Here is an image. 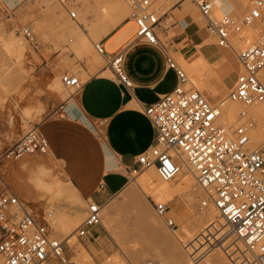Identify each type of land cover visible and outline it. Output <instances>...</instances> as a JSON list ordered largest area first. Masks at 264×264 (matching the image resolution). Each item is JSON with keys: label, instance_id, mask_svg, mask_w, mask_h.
Returning <instances> with one entry per match:
<instances>
[{"label": "built area", "instance_id": "1", "mask_svg": "<svg viewBox=\"0 0 264 264\" xmlns=\"http://www.w3.org/2000/svg\"><path fill=\"white\" fill-rule=\"evenodd\" d=\"M133 33L121 47L109 52L104 43L94 44L96 53L104 57L116 80L131 86L123 71V53L138 40L150 45L161 41V12L156 0H125ZM203 20L216 45L230 48L239 71L225 98L214 101L208 94L190 87L184 70L172 54L166 63L176 72L178 83L169 93L144 108L155 130V144L138 156V169L154 167L158 178L171 181L185 166L193 175L203 199L201 208L212 206L224 219L228 232L244 245L255 264H264V111L252 114L249 108L264 102V29L245 47L235 46L234 37L264 16V0H240L245 9H215L214 0H190ZM75 12L69 16L75 18ZM15 31L29 41L33 49L39 43L27 25ZM61 82L67 89H78L77 73L65 72ZM189 85V86H188ZM226 100L238 105L236 119L226 124L222 106ZM256 127L263 129L261 138L252 140ZM255 143L257 145L255 146ZM48 144L37 127L13 141L1 154L7 163L26 154L46 153ZM158 216L169 227H176L167 217V202H154ZM102 207L87 201L85 215L75 230L82 237L87 229L101 223ZM51 211L28 208L13 189L0 179V264H83L66 255L65 239L54 241L50 224ZM199 257V256H198ZM196 257L195 259L197 260ZM198 261V260H197ZM132 264V263H126Z\"/></svg>", "mask_w": 264, "mask_h": 264}, {"label": "crops", "instance_id": "2", "mask_svg": "<svg viewBox=\"0 0 264 264\" xmlns=\"http://www.w3.org/2000/svg\"><path fill=\"white\" fill-rule=\"evenodd\" d=\"M97 1L106 5L118 2ZM224 1V9H245L240 0ZM126 22L127 17L112 26L106 35H112ZM160 25L164 41L161 40L158 45H150L138 40L123 53V71L131 86L126 87L117 81L109 67L94 62L93 58H81L82 76H86L81 86L65 99L56 114L37 126L48 144L46 157L57 167L62 178V187L66 188L52 205L60 211L70 213L74 209L82 214L85 213L87 201L98 203L102 209L106 204L109 206L105 215L101 211V223L88 228L84 236H75L72 242L66 238V255L75 258L84 249L83 252L91 259L86 264H109L112 260V264H161L169 261L168 253L176 255L171 243L166 245L165 241L162 242L165 234L158 228L160 225H154V222L140 214L142 211L146 215L151 212L145 203L139 206L132 204L133 202L121 203L115 199L117 195L124 194L130 180L129 171L140 168L138 156L147 153L156 141L155 130L144 112L145 106L171 92L178 83L176 72L166 63V55H174L179 64L191 63L202 56L203 72L206 71L207 74H193L198 81L201 77L200 85L204 87L206 83L207 87L216 91L230 89L239 71L234 52L211 41L203 20L190 0H176L172 3L165 10ZM77 49L78 47L75 50ZM202 78L206 80L205 83ZM203 90L207 93L206 86ZM16 192L19 198L28 197L34 203L50 205L49 201L46 203L41 199L40 192L28 183L27 177L18 182ZM65 192H69V196H78L77 200H71V196ZM187 195L192 201L198 197L190 196V190ZM130 204L135 210L138 209L135 213L138 215H135L138 228L135 230L136 239L131 236L136 243L128 247L126 244L130 237H127L128 230L121 224L123 219L119 211L131 207ZM46 206L41 207L47 209ZM139 215H143L142 219ZM102 219H106L108 229ZM148 223L157 228L155 238L159 239L151 244L143 239L145 231H139L142 226V229L149 226ZM129 232H134L133 227H130ZM70 246L74 248L71 249ZM178 261L179 264H184L181 259ZM213 264L222 262L214 261Z\"/></svg>", "mask_w": 264, "mask_h": 264}, {"label": "rangeland", "instance_id": "3", "mask_svg": "<svg viewBox=\"0 0 264 264\" xmlns=\"http://www.w3.org/2000/svg\"><path fill=\"white\" fill-rule=\"evenodd\" d=\"M175 1L176 0H156L155 5L161 7V12H164ZM217 1L218 0H215L216 5ZM14 2L15 0H0V35L2 36V38H9L12 33L16 34L24 41L26 52L25 56L22 57V62L16 60L15 57H12L9 60V62L11 63V68L0 79V103H2V105H0V156L13 141L26 134L27 131H29L31 128L37 127L46 118H49L52 115L56 114L57 111L61 108V105L63 104L65 99L72 95L75 89H66L61 82V75L63 73L68 72L74 74L78 72V74H81L79 75L80 81L83 82L86 76H82L83 69L80 66V64H82L83 62L82 59L93 58L94 62H98L100 65H105L104 57L96 53V51L94 50L95 43H104L105 49L107 48V51L112 52L121 47V45L126 40H128L129 37H131V34L134 31L132 27V32L127 39L124 37L125 40H122L124 39L122 38L119 41H116V43L114 42L112 44L111 40L120 33L119 30H122V28L119 27L112 35H106L112 26L128 16L129 7L125 0H123V4L125 5L124 12L125 14H127L123 15V12L118 13V19H112V16L110 17L111 12L113 11V14L115 12V6L113 7V9L112 3H115L116 1L110 3V5H106L102 2L100 3L97 0H16V2ZM221 5H223V2L221 3ZM126 6L128 7V10L125 9ZM192 6L194 7L193 4ZM215 8H217V6H215ZM70 11H74L76 13L75 18H71L69 16ZM262 22L264 23V16L262 21H258L256 24L251 25L250 27L243 28L242 31L234 37L235 39L241 36L243 40V44L237 45L239 46V48L245 47L253 40H255V38L260 33V30L264 29V25L262 24ZM77 23H80V28L88 35L90 39V41H88L85 38V41L88 42L84 43V45L81 46V49L79 50L71 48L72 42L70 41H74L76 37H78L77 35L80 34V31L76 26ZM35 24L38 25V31H40L39 33L43 37H41L34 29ZM168 24L169 23L167 22L166 25ZM18 25H27L30 27L39 43L37 49H33L29 41L26 40L19 32L15 31V27H17ZM251 31L253 32L252 34ZM117 32L119 33L117 34ZM245 37H247L248 39L246 40ZM42 39H46V41H43ZM164 39V37H161L162 41H164ZM211 41L213 42L212 38ZM235 42L236 40L233 42L234 45H236ZM64 55H68L69 57L67 59L69 60L67 64H65L66 61L64 59ZM7 62L8 60L5 59L0 52V66ZM179 66L183 69L181 65ZM196 85L199 86L198 83H196ZM200 87H202L200 89H204L202 85ZM208 90L207 93L204 90H202V92L208 94L214 101H216L225 98L229 91V88L223 92L218 90L216 91L212 87H209ZM38 161L40 162L42 167L46 168V170L50 172V177L53 176L52 179L50 178L51 180H62V178L59 176L57 167L51 161H49V159L46 157V153L26 154L20 159L8 161L7 163L0 160V179L6 182L17 195L16 187L18 185V182L20 180H25L27 177V173L24 170L25 167L31 168L33 166L34 168H37L38 166L35 165V162ZM146 169H143L138 174H133V176L130 177L127 187L124 190V194L116 196L115 199L117 201L126 203L133 202L137 196L143 198L139 189L135 187L133 182L134 179L137 178ZM183 171L173 180L167 181L170 187L175 188L181 182L180 180H182L185 174L191 173L187 169H184ZM24 173L26 174L24 175ZM155 175L158 178L156 172ZM195 186L196 183L195 181H193L191 187ZM187 192L188 190L186 189L178 190L170 198V201L167 202L168 210L166 216L173 220L176 225V227L174 228L169 227L162 219V222H160L161 220L158 218V215L154 209V202L159 203L165 201L154 200L151 196L144 198L146 200L144 201L145 204L149 207L152 213L146 215V218L149 219L151 217L150 221L153 223L155 222V220L152 219H155L154 217L156 216V218L159 219L160 222V226L158 228H160L164 232L165 239L168 238L166 239V242L170 239L169 241L172 244L173 250L175 252L177 251L175 248L180 246L178 247L179 251H177L179 252V254L177 252L176 255L168 253L169 261H163L161 264H179L178 260L180 259L184 262V264H213L214 261L219 263L222 262V264H255L253 255L250 252L244 250V245L241 243V241L237 240L235 235H231V233L228 232V229H226L228 233H225L224 231L222 232L214 230V236H208L211 237L210 243L207 241H203L201 244L196 245V248H193L194 250L190 247L191 241L195 240L194 232H197L196 229L198 230L201 227L197 225L199 224L197 221H195V223H192L194 221L193 218H195V215L197 214L196 211L200 212L204 208H201L200 206V202L203 199V196L198 195L197 200L192 201L189 199V197H187ZM40 197L46 203L49 201V195L47 194H41ZM20 199L24 201L28 208H32L34 211L40 212L42 209L41 206H46V204H41L39 202L34 203L28 197ZM46 208L48 209L49 206H46ZM133 209L134 207L131 206L119 211L122 214L121 217L123 219V222H121V224L124 225L125 229L128 230L127 237H130V240L127 241L126 244V246L128 247L136 243L135 241H132V238L136 239L137 236L135 231V209ZM57 212L59 213L61 211L57 210ZM216 212L217 211L214 208L211 209V214L217 216L218 214ZM83 218L84 213L81 216L79 223L83 220ZM190 219H192L193 221H191ZM188 225H192L191 227H195L196 229H193L192 231V228H190V226L188 227ZM130 227H133L134 229V232L132 234H130L129 232ZM151 227L153 226H145L143 229L141 228L140 231L144 233V231H148L147 229H150ZM76 228L77 227L73 228V230L70 232L71 235H75ZM155 229V232L157 234V228L155 227ZM51 233L54 238V234L52 231ZM145 234L143 239L148 244L159 240L155 238L154 235L151 236ZM214 237L216 238L214 239ZM175 239L176 241L178 240L177 242L180 245H177ZM65 240L66 241L64 242V244L68 246L67 239L65 238ZM236 242H238L241 249L235 247ZM70 248L72 249L74 247L70 246ZM229 248H231L232 252L227 253L228 250L230 251ZM236 250L239 251L235 252ZM241 250L244 252H242ZM185 252L187 253V256L185 255ZM245 253L246 256L244 257ZM188 254L190 255V257ZM248 254H250V256ZM196 257H198V261L195 259ZM81 263L86 264L85 260Z\"/></svg>", "mask_w": 264, "mask_h": 264}, {"label": "bare ground", "instance_id": "4", "mask_svg": "<svg viewBox=\"0 0 264 264\" xmlns=\"http://www.w3.org/2000/svg\"><path fill=\"white\" fill-rule=\"evenodd\" d=\"M218 1H219V3H218ZM217 1V5H216V2H215V0H214V5L215 6H217V8H215L218 12H221L223 9H224V7H225V5H226V3H225V1L224 0H218ZM223 2V5H221V3ZM15 3V2H14ZM110 5V4H109ZM113 5V6H112ZM112 8L115 6V12H114V14L112 13L113 11L112 10H110V11H112L111 12V15H110V17L112 16V19H114V18H117L118 19V17H117V14L118 13H121V11H122V9H124V4H123V0H118V2H115V3H112ZM162 6H164V5H162ZM110 7V6H109ZM128 7L126 6V10H128L127 9ZM161 8V7H160ZM111 9V8H110ZM124 11V10H123ZM122 11V12H123ZM123 15H126L125 14V12H123L122 13ZM122 15V16H123ZM75 17H76V14H75ZM120 18H121V16H120ZM80 24V23H79ZM79 24L77 23V27H78V29H79V31H80V34L79 35H77L78 37H76V39L74 40V41H72V40H70L72 43H71V48H77L78 47V49L77 50H79V49H81V46H83L84 45V43H86V42H88V41H90V39H89V37H88V35L80 28V26H79ZM262 24L264 25V23L262 22ZM132 27H133V25H132V22L131 21H128V22H126V23H124L123 24V26H121V28H122V30H119L120 31V33L119 32H117V36L115 37V38H113L112 40H111V44L112 43H116V41H119L120 39H122V38H128L129 36H130V34H131V32H132ZM259 27H261V26H259ZM259 27H257V28H259ZM253 28V27H252ZM34 29L37 31V33L41 36V37H43L39 32L40 31H38L39 30V27H38V25L37 24H35L34 25ZM249 29H251V28H249ZM256 29V28H255ZM254 29V30H255ZM253 30V31H254ZM249 33V32H248ZM253 32L251 31V34H252ZM250 34V33H249ZM250 34V35H251ZM132 35V34H131ZM247 35V34H246ZM244 36V35H243ZM88 40V41H85L86 39ZM125 38L124 39H122V40H125ZM244 38V37H243ZM246 38V40L248 39L247 37H245ZM115 40V41H114ZM236 40V45L235 46H237V45H239V44H243L242 42H243V40H242V38H241V36H239V38H235L234 40H233V42ZM85 41V42H84ZM113 41V42H112ZM245 43V42H244ZM118 44V43H117ZM67 46H68V44H67ZM66 46V47H67ZM67 49V48H66ZM65 49V50H66ZM107 49V48H106ZM0 52H1V54L3 55V57L5 58V59H7L8 60V62L7 63H5V64H2L1 66H0V79L8 72V70L11 68L10 66H11V63L9 62V60L12 58V57H15L16 58V60H18L19 62H22L23 60H22V57L23 56H25V52H26V47H25V43H24V41L19 37V36H17L16 34H14V33H12L11 34V36L9 37V38H2V36L0 35ZM199 53V52H198ZM200 54V53H199ZM177 57H178V55H177ZM202 57V56H201ZM201 57H199V58H197V59H195V60H193V61H191V63H189V62H183L182 64H179V65H181L182 67H183V69H184V71H185V73L187 74V78H188V82H189V84H190V86L191 87H193V88H195V89H198V90H200V91H202L203 89H200V88H202V87H200L201 85L199 84V81H201L200 79H201V77L200 78H198L199 79V81L197 80V78H196V76H195V74H193V72L194 73H196L198 76H199V74L201 75V74H203V75H206L207 73H205V72H203L204 71V62H203V60H202V58ZM69 57H68V55H64V59H65V64H67V62H69V60H67ZM25 59V58H24ZM209 68V67H208ZM205 70H206V68H205ZM208 70H210V69H208ZM208 70H207V72H208ZM263 72H264V68L262 69V75H263ZM205 73V74H204ZM77 74H78V72H77ZM195 76H193V75ZM197 76V77H198ZM204 77V76H203ZM193 78V79H192ZM263 78H264V76H263ZM217 80V79H216ZM202 81L204 82H206V80L204 79L203 80V78H202ZM218 81V80H217ZM204 82V83H205ZM196 83H198L200 86H197L196 85ZM219 83H221V82H219ZM205 86L207 87V84L205 83ZM205 86H204V88H205ZM209 88V87H208ZM208 88H206V90H208ZM67 89V88H66ZM210 90V89H209ZM208 90V91H209ZM210 92H212V91H210ZM211 94V93H210ZM0 105H2V103H0ZM262 111H264V102L263 103H261V104H257V105H254V106H252V107H250L249 108V112L250 113H254V114H256V116L257 115H260V113L262 112ZM237 113H238V105L236 104V103H233V102H231V101H229V100H226L225 102H224V104H223V106H222V117L224 118V120H225V123L226 124H231V123H233L234 121H235V119H236V115H237ZM262 134H263V129L262 128H260V127H256L255 129H254V131H253V136H252V140H254L255 142H257L260 138H261V136H262ZM257 145V143H255V146ZM29 163V162H28ZM27 165V164H26ZM29 165V164H28ZM35 165H37L38 167L36 168H34L33 166L31 167V168H26L25 167V171H26V173H27V180H28V183H30L38 192H40L41 194H47V195H49V202H50V205H49V210L51 211V215H50V218H51V221H50V224H51V228H52V232H53V234H54V238H53V240L54 241H60V240H62V239H65V238H67V239H71V242H72V240H74L75 239V235L74 234H70V232L73 230V228H75V227H77L78 226V224H80L79 223V220H80V218H81V216L83 215L80 211H77V210H72L70 213H68V212H66V211H61V212H57V208L55 207V206H53L52 205V203L57 199H59L58 197H60L61 195H62V190L64 191V189H66V188H63L62 186V181L61 180H55V179H53V180H51L52 179V177H50V172H48L47 170H46V168H44V167H42L41 166V164H40V162L38 161V162H35ZM184 169H187L185 166L181 169V171L179 172V174L178 175H180L181 173H182V171L184 170ZM188 170V169H187ZM24 171V172H25ZM186 171V170H185ZM184 172V171H183ZM26 173H24V175L26 174ZM185 174V173H184ZM177 175V176H178ZM176 176V177H177ZM182 176H183V174H182ZM156 177V175H155V172H154V167H149V168H147L146 170H144L137 178H135L134 179V185H135V187H137L138 189H139V191H140V193H141V195H142V197L143 198H141V197H136L135 199H134V201H133V203L132 204H134V203H136V204H139V206L140 205H142V204H144L145 202L144 201H146L144 198H147V197H149V196H151V197H153V199L154 200H162V201H165V202H168V201H170V198L173 196V194L174 193H176L178 190H181V189H186V190H190V192H192V195H190V196H197V195H201V196H203L202 195V193H201V191H200V189L197 187V185L195 186V187H191L192 186V184H193V181H195L194 180V177H193V175H192V173H190V174H185L184 176H183V178H182V180H180L181 182L175 187V188H172V187H170L169 186V184L167 183V181H162V180H160V179H158L157 177ZM51 178V179H50ZM64 183V182H63ZM133 185V184H132ZM64 186H65V183H64ZM63 188V189H62ZM68 190H69V188H68ZM70 191V190H69ZM129 191V190H128ZM135 192V191H134ZM66 194H68V196H69V192L67 193V192H65ZM131 193H133V192H131ZM77 194V193H76ZM71 196V200H77V197L78 196H75V195H70ZM69 196V197H70ZM132 196V195H131ZM189 196V195H188ZM187 196V197H188ZM193 196V197H194ZM46 197V196H45ZM68 197V198H69ZM191 198V197H190ZM67 199V198H66ZM65 199V200H66ZM69 199V200H70ZM193 199V198H192ZM149 200V199H148ZM197 200V199H196ZM194 201V200H193ZM79 202V201H78ZM77 202V203H78ZM81 203V205H83L82 204V202H80ZM85 204H86V202H85ZM135 204V206H137ZM131 205V204H130ZM132 206V205H131ZM142 207V206H141ZM144 207V206H143ZM146 207V206H145ZM109 208V206H107V204H106V206H104L103 207V209H102V214H104L105 215V213L107 212V209ZM137 208H139V207H137ZM57 209V210H56ZM135 209V208H134ZM133 209V210H134ZM211 209H213V207L210 205V206H208L207 208H204V209H202V211H200V212H198V211H196L197 212V214L195 215V218H193L194 219V221L192 220V219H190L191 221H193V223H195V221H197L199 224H197L198 226H201L198 230L194 227V228H192L190 225H188V227L190 226V228H192V231H193V229H196V231L197 232H194L195 233V235H194V241H191V243H190V247L193 249H195L196 248V245H199V244H201L203 241L204 242H209L210 243V241H211V237H213L214 236V230L215 231H224L225 233H228L227 232V228H226V224H225V221H224V219H222L221 217H219L218 215L216 216V215H214V214H211ZM138 210V209H137ZM141 210V209H140ZM145 210H147L146 208H145ZM198 210V209H197ZM59 211V210H58ZM137 211L135 210V213H136ZM148 212V211H147ZM140 212H138V214H139ZM146 212H143L142 211V213H140V214H143V215H141V216H143V217H147V216H145L146 214H145ZM148 213H151V212H148ZM217 213V212H216ZM152 214V213H151ZM84 215H85V213H84ZM135 215H137V214H135ZM138 216V215H137ZM140 216V215H139ZM140 216V218L142 219V217ZM155 216V215H154ZM150 217V216H149ZM153 217V216H152ZM151 218V217H150ZM149 218V219H150ZM155 219H152V220H155V224L154 225H158V224H160V222H162V220L164 221V219H162L160 216H158V218L161 220L160 222H159V219H157L156 218V216L154 217ZM107 220H108V218H106ZM106 219H102V222L105 224H103L104 226H106ZM139 219V218H138ZM136 220V219H135ZM189 220V221H190ZM137 221V220H136ZM150 221V220H149ZM196 222V223H197ZM111 223V222H110ZM137 223V222H136ZM164 223V222H163ZM146 225V224H145ZM148 225L150 226L151 224H149L148 223ZM161 225H163V224H161ZM207 225V226H206ZM72 226H73V228H72ZM142 226V225H141ZM194 226V225H193ZM107 227V226H106ZM137 227V226H136ZM143 227V226H142ZM141 227V228H142ZM145 227V226H144ZM138 228V227H137ZM141 228L139 229V231L141 230ZM154 229H152V227H151V231L149 232V231H147V232H145V233H147V234H149V235H154V237L157 235L156 234V229H155V227H153ZM190 228H188V229H190ZM107 229H108V227H107ZM109 230H110V227H109ZM108 230V231H109ZM138 230V229H137ZM147 230H150V229H147ZM111 231V230H110ZM109 231V232H110ZM191 231V230H190ZM181 232V231H180ZM112 233V232H111ZM139 233V232H138ZM137 233V234H138ZM141 233H143V232H141ZM140 233V234H141ZM144 233V234H145ZM186 233V232H185ZM191 233V232H190ZM113 234V233H112ZM180 234V233H179ZM113 235H116V234H113ZM146 235V234H145ZM174 235V234H173ZM209 235H211V237H208ZM227 235V234H226ZM232 235V234H231ZM139 236V235H138ZM143 236V235H142ZM178 236V235H177ZM184 236H188V235H184ZM192 236V235H191ZM234 236V235H233ZM53 237V236H52ZM115 237V236H114ZM117 237V236H116ZM175 237V236H174ZM231 237V236H230ZM113 238V237H112ZM181 238H183V237H181ZM216 237H214V239H215ZM113 239H115V238H113ZM166 239H168V238H166ZM166 239L164 240H162V242L163 241H165V244L166 245H168L169 243H170V239L169 240H167V242L169 241V243H167L166 242ZM178 239V238H177ZM189 239H191V238H189ZM232 239V238H231ZM116 240V239H115ZM114 240V241H115ZM174 240V239H173ZM66 241V240H65ZM69 241V240H68ZM175 241H176V239H175ZM178 241V240H177ZM176 241V242H177ZM180 241V240H179ZM230 241V240H229ZM116 242V241H115ZM118 242V241H117ZM70 243V242H69ZM119 244V243H118ZM117 244V245H118ZM121 244V243H120ZM179 243L177 242V245H178ZM180 245V244H179ZM170 246H172V244L170 245ZM225 246V245H224ZM167 247V246H166ZM178 247H180V246H178ZM178 247H176L175 249L177 250V251H179L178 249ZM235 247L236 248H239V249H241V247H240V245L238 244V242H236L235 243ZM234 247V248H235ZM163 248V247H162ZM171 247H169V249H170ZM185 248V247H184ZM232 248V247H231ZM231 248H229L230 249V251L228 250L227 251V253L228 252H232L231 251ZM168 249V248H167ZM183 249V248H182ZM193 249V250H194ZM233 249V248H232ZM84 250V249H83ZM83 250L81 249V251H82V253L80 254V255H78L77 257H75L77 260H79V261H81L82 259H84V260H86L85 262H87V261H91V259H90V257L85 253V252H83ZM164 250V249H163ZM171 250H172V248H171ZM186 250V249H185ZM234 250V249H233ZM245 250V249H244ZM166 251V250H165ZM176 251V252H177ZM182 251H184V250H182ZM187 251V250H186ZM192 251V250H191ZM190 251V252H191ZM226 251V250H225ZM237 251H239V250H236L235 252H237ZM242 251V250H241ZM173 252V251H172ZM189 252V253H190ZM242 252H244V251H242ZM178 254H179V252H177ZM181 253V252H180ZM224 253V252H223ZM191 254V253H190ZM183 255H184V252H183ZM185 255L187 256V253L185 252ZM189 255V254H188ZM226 255V254H225ZM242 255V254H241ZM249 256H250V254H248ZM248 255H247V257H248ZM180 256V255H179ZM246 256V253L244 254V257ZM189 257H190V255H189ZM74 258V259H75ZM75 259V260H76ZM184 259V258H183ZM244 259V258H243ZM249 259V258H248ZM84 260H82V261H84ZM254 260V259H253ZM81 261V262H82ZM107 262H109V260L107 261ZM112 262H113V260H112ZM112 262L111 263H109V264H112ZM115 262H116V259H115ZM115 264V263H114ZM118 264V263H117Z\"/></svg>", "mask_w": 264, "mask_h": 264}]
</instances>
